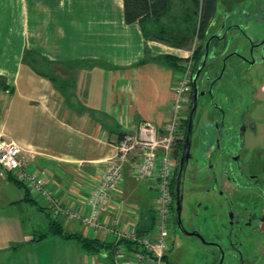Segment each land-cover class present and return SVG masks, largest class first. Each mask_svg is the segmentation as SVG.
Wrapping results in <instances>:
<instances>
[{"label":"crops","instance_id":"0c3cea01","mask_svg":"<svg viewBox=\"0 0 264 264\" xmlns=\"http://www.w3.org/2000/svg\"><path fill=\"white\" fill-rule=\"evenodd\" d=\"M164 47L126 23L123 0H0V141L17 144L26 163L13 173L22 185L0 175V208L30 205L48 218L26 228L22 211L0 210V264H113L116 252L90 253L74 239H32L56 219L65 231L113 243L114 228L136 233L141 216L155 211L154 181L138 179L127 163L100 223L74 213H89L87 200L123 134L146 120L162 130L169 123L180 74L158 61ZM26 52L47 60L52 77ZM25 174L42 178L47 196ZM120 256L136 262L129 250Z\"/></svg>","mask_w":264,"mask_h":264},{"label":"rangeland","instance_id":"374dc122","mask_svg":"<svg viewBox=\"0 0 264 264\" xmlns=\"http://www.w3.org/2000/svg\"><path fill=\"white\" fill-rule=\"evenodd\" d=\"M222 2L224 8L220 13L219 19L216 22H212L206 38H199L197 33H193V30H195L194 21L198 17L195 15V9L187 0H176V4L169 14L171 19L166 20V18L164 22L167 21L166 26L169 30V35L176 33L179 40L168 43L166 40H161L163 44L165 43L168 46L163 48L164 51L180 57V66L177 69V73L180 74L189 67L194 69L195 52L203 50L209 35H216L222 32L226 34L228 44L226 57L223 59L220 56L213 57L205 67L206 70L211 69L210 77L222 75V78L216 82L213 91L218 101H222L223 95L228 94V89L231 86L230 81L234 79V75L238 74L240 77L243 75L239 61L229 53L239 46H246L247 39L245 36H251L256 39L264 34V0H222ZM184 44L187 46H180ZM203 72L198 80L200 86H202ZM250 75L249 78L254 80V85L261 88L262 84H264V60L259 64V67L253 68ZM233 93L236 96L234 87ZM224 108L228 111V106L225 103ZM187 110V107H185V116L178 122V125L186 118ZM226 115V120H231L235 113L229 110ZM222 120L220 110L209 104L208 96H202L198 101L194 119L191 152L195 156L201 157L202 167L205 164L207 166L206 168L203 167L205 172L201 175L198 174L197 171L199 170L193 166L192 161L187 166L183 185L181 219L188 230L200 225L202 235L206 241L213 238L208 230L211 223L215 224L216 229L219 227L217 231L223 235L229 227L231 212L235 213L234 219L239 220L241 218L239 215L246 213L243 217H248L250 216L249 213L257 206H259V209L261 207L264 209V198L260 192L240 187V184L239 186L229 185L225 173L228 159L220 150L226 142L225 137L220 141V151L216 152L210 159L201 153L202 133L207 132L214 136L216 134L215 123ZM244 121L248 125L251 122L255 123L256 126L254 130L248 129L246 134L245 148L248 153L243 158L247 161L264 154V92L261 100L245 116ZM254 131L255 133H252ZM173 144L172 155L176 159L175 143ZM207 172H210L211 179L205 182L203 178L208 176ZM230 175L233 176V174ZM262 178L264 179V172ZM238 182L240 183V181ZM222 191L224 192L221 193ZM223 197L228 199L225 200ZM143 198H141L142 202H150V198ZM231 200L233 208L229 209L228 202ZM149 206H153L152 203ZM31 207L28 205V207L21 206L8 209L9 207L2 206L0 210L2 212L11 211L12 213L22 211L26 228H30L36 223H47L46 214ZM223 223L225 225H222ZM171 238L173 240V249L170 250L168 255L169 263L164 260L163 264H213L212 256L209 253L214 248L206 245L196 236L184 235L176 227L175 222H173ZM232 238L235 243L238 242L237 240L242 242L247 264H264V230L260 227L259 222L254 221L246 230L238 232V235L234 232ZM222 241L225 245L228 244L224 236ZM238 258V254L235 253L226 255L223 264H234Z\"/></svg>","mask_w":264,"mask_h":264},{"label":"built area","instance_id":"2783aa9c","mask_svg":"<svg viewBox=\"0 0 264 264\" xmlns=\"http://www.w3.org/2000/svg\"><path fill=\"white\" fill-rule=\"evenodd\" d=\"M194 74L190 67L180 73L174 87L171 118L164 130L156 123L146 120L139 125L136 132H126L118 142L117 155L108 162L87 200L89 213L85 215L81 211L74 212L84 223H100L99 215L110 202L112 191L118 188L123 179L127 163L131 164L138 179L154 181L156 224L151 231L139 238L141 250L131 251L136 256L134 264H163L164 257L173 246L172 181L176 159L172 150L177 137L178 122L191 101ZM0 164L1 176L8 172L18 174L24 170L26 163L21 158V148L14 142L0 141ZM25 178L35 192L46 195L42 178L34 174H25ZM50 201L59 206L54 199L51 198ZM113 232L115 238L136 239L135 233L122 231L119 227L114 228ZM124 250L126 249L122 246L116 251L113 264H122L119 257Z\"/></svg>","mask_w":264,"mask_h":264},{"label":"flooded vegetation","instance_id":"af4514ba","mask_svg":"<svg viewBox=\"0 0 264 264\" xmlns=\"http://www.w3.org/2000/svg\"><path fill=\"white\" fill-rule=\"evenodd\" d=\"M212 35L213 34L209 35L204 47L203 60L205 58L207 59L206 65L210 62V60L213 59V57L220 56L222 57V59L226 57V51L228 49L226 34H224L223 32L220 33L218 36H215L214 40H211L209 45L207 46V43ZM245 38L247 39L246 46L243 47L239 46L231 53H229L235 56V58L239 61L240 65L242 66L243 75L241 77L238 76V74L234 75V79L230 81L232 87L230 86V88L228 89V94L223 95L222 101H218L216 99V95L213 92L216 82L220 78H222V75L221 76L215 75L213 77H210L209 75V73L211 72L210 68L207 70L206 68H204L205 69L204 72L202 71L204 74L202 77V86L198 84L200 87L199 91H204L205 94L202 96L205 97L208 96L209 104L220 110L223 120L217 121L215 123L216 134H214V136L213 134H209L207 132L202 133L201 143H200L201 153H203V156H206L207 158L210 159L213 155L216 154V152L221 150V152L225 154L228 159L227 166H225V173L229 185L239 186L240 184L241 185L240 187L248 188L255 192H260L262 197L264 198V179L262 178V174L264 172V154L261 156H256L255 158L249 159L247 161H245L243 158V156H245L248 153L247 149L245 148L247 131L248 129L254 130L256 128L255 123L251 122L250 125L246 124L244 118L257 105V102L261 100L262 93L264 92V84H262L261 88H259L258 86L254 85V80L249 78L251 76L250 73L251 71H253V68L255 69V67H259V64L264 60V34L256 39L251 36L248 37L245 36ZM233 87L236 90V96L233 93ZM202 96H200L199 99ZM193 100H194V85L191 93V101L187 106L188 109L186 113L187 115L186 117L188 120L187 124L184 123L185 121H181L177 129V137L175 140V151L181 152L180 156L177 155L176 158L178 162L177 164L178 171H179V160L182 155L183 148L185 145V140L187 137L190 112H191ZM224 103L227 104L228 111L232 110V112L235 113V115L232 116L231 120H226L227 117L226 114H228V111H226V109L224 108ZM184 116L185 115H183V117ZM255 131L252 133H255ZM224 137L226 138V142L223 145V147L220 149L219 148L221 147L220 141ZM191 161L193 166L198 168L199 170L197 171L198 174L201 175L205 172L203 167L206 168L207 164H205L202 167L201 157L195 156L191 152V157L188 161V165L190 164ZM207 174L208 176L203 178L205 182H208L211 179L210 172H207ZM230 174H233V176H231ZM177 176L174 187L172 181V196H173L172 214H173V222H175L176 227L178 228L176 223ZM238 181H240V183ZM223 192L224 191H222L221 193ZM223 198L225 200L228 199L225 197ZM228 203H229V209H232L233 208L232 200L229 201ZM245 214L239 215L241 218L239 220H235L234 219L235 213L231 212L229 227L227 228V231L223 235H221L220 232L217 231L219 227L216 229L215 224L211 223V226L209 227L208 230L210 232V236H213V238H211L208 241L219 242L220 245H223L222 244L223 236L226 239L227 236L229 237L232 236L234 232H236V234L238 235V232L240 233L246 230L247 227L250 224H252L254 221L259 222L260 227L264 230L263 207L259 209V206H257L255 209L252 210V212L249 213L250 216L244 218L243 216ZM222 225H225V223H223ZM193 229H198L202 233V228L200 225H197L196 227H192L190 230ZM237 241H238L236 242L237 244L236 243L234 244L235 251L234 250L233 251L235 254H238L239 258L237 261H235L234 264H247L245 261V253H244L245 251L243 250V246H242L243 244L242 242H240V240ZM212 248H214V250H211L209 254H212L211 258L213 260V264H223L225 256L229 255L228 253L229 249L228 250L224 249L225 250L224 257L223 260L221 261L220 249L218 247H212Z\"/></svg>","mask_w":264,"mask_h":264},{"label":"trees","instance_id":"16d2710c","mask_svg":"<svg viewBox=\"0 0 264 264\" xmlns=\"http://www.w3.org/2000/svg\"><path fill=\"white\" fill-rule=\"evenodd\" d=\"M124 1V18L126 23H138L145 35L148 39L154 40H166V42H174L178 39V35L173 33L169 35V30L166 26V22L164 19L169 20L171 17L169 16L171 10L176 4V0H123ZM183 1V0H182ZM188 3L192 5L195 9L196 19L194 21L195 30L193 33H197L199 38H206L208 35V31L211 27V24L218 12L219 5L222 6V10L224 8L222 0H187ZM208 39V38H207ZM214 40V38L212 39ZM207 41V40H206ZM187 46V45H180ZM203 50L195 52L194 55V72L196 73L199 66L203 63ZM26 60L27 56L30 64L33 68L41 75L51 76V72L44 70V63H48L47 60L42 58L39 54L35 52H26L25 54ZM158 61L166 64L171 67L175 71H178V67L180 66V57L172 55L170 53H163L157 57ZM143 62V61H141ZM184 123L187 124V117L184 118ZM124 135V134H123ZM180 151H176V154L180 156ZM178 174V168L175 172L173 179V187L176 183V176ZM8 177L10 180L15 182L18 185H22L23 183L19 181L11 172H8ZM175 195V194H174ZM28 194L26 195V199L28 198ZM43 207H40L42 209ZM156 224V214L154 210H151L148 213H144L141 216V219L138 223L136 230V239L120 237L115 238L116 241L113 243H105L101 242L98 239H90L85 237L82 234L75 232L65 231L62 227L61 223L56 219H50L49 221V229L41 234L36 235L32 240L34 242H40L47 238L48 236H57L64 239H74L78 242V244L85 250L90 253H98L102 250H107L108 255L114 254L120 247H125L126 250L129 251H139L141 250V245L139 243V238L144 236L146 233L151 231ZM167 255L164 257L166 260ZM163 260V261H164Z\"/></svg>","mask_w":264,"mask_h":264},{"label":"water","instance_id":"95a60500","mask_svg":"<svg viewBox=\"0 0 264 264\" xmlns=\"http://www.w3.org/2000/svg\"><path fill=\"white\" fill-rule=\"evenodd\" d=\"M221 11H222V6L219 5L218 12H217L213 22H216L219 19ZM218 35L219 34L212 35L210 37L208 43H207V46L209 45L210 41L215 36H218ZM206 62H207V59L205 58L203 60V63L199 66V68L197 69V71H196V73L194 74V77H193L194 100H193V104H192V108H191V112H190V120H189L187 137H186V140H185V145H184V148H183L182 155H181L180 160H179V171H178V176H177V185H176V193H177L176 223H177L178 229L184 235L196 236V237L200 238L201 241H203V243H205L206 245H208L210 247L211 246L212 247H218L220 249L221 261H222L223 257H224L225 250L229 249L228 253L231 254V255L235 251V247H234L235 242H234L232 236H230V237L227 236L226 237V239L228 241V245L227 244L225 245L224 243H222L223 245H220L219 242L206 241V239L204 238V236L202 235V233L198 229L188 230L183 225V222H182V219H181V214H182V209H183V185H184L185 174H186V170H187V166H188V161H189V159L191 157L190 150H191L192 136H193V130H194V119H195V115H196V111H197L199 97L205 94L204 91H199L200 87L198 85V79H199L202 71L204 70V68L206 66ZM210 255H212V254H210Z\"/></svg>","mask_w":264,"mask_h":264}]
</instances>
